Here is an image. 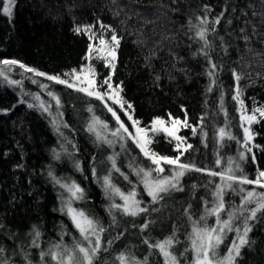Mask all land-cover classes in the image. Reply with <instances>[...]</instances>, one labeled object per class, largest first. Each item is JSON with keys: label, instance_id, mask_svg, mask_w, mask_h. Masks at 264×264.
<instances>
[{"label": "trees", "instance_id": "1", "mask_svg": "<svg viewBox=\"0 0 264 264\" xmlns=\"http://www.w3.org/2000/svg\"><path fill=\"white\" fill-rule=\"evenodd\" d=\"M3 2L0 0V61L16 60L60 76L90 62L96 79L103 80L110 69L95 55L90 61L84 59L90 41L86 35L75 34L73 28L94 25L97 35L103 32L104 38H109L111 33L104 32L99 24L110 25L122 38L112 81L114 85L123 82L122 95L133 105L131 114L141 122V127L150 125L156 117L167 119L169 113L183 120L182 109H186L188 123L197 128L196 135L191 128L179 130L187 143L193 145L185 154L186 161L219 172L226 167L229 157L238 159L244 151L237 143L242 141L243 131L238 117L240 106L232 100L236 84L232 70L243 77L239 83L248 112L264 107V0H115V3L113 0H17L11 22L2 13ZM205 18L207 24L203 27L208 29L210 46L204 51L218 66L217 84L211 92L207 90L210 78L206 74L210 65L201 52L203 41L197 36L200 20ZM218 18L219 24H214ZM0 73H3L0 75V248L5 250L0 259L8 264H27L24 259L27 255L32 264H56L50 257L41 261L40 252L61 243L62 232L67 233L63 244L71 246L80 241L87 245L69 217L60 211L61 198L67 201L70 193L53 183L47 174L51 169L57 178L74 181L84 190L83 199L72 200V207L96 218L106 229L94 264H120L117 260L120 253L140 264L145 260L147 264H164L159 251L150 249L144 240L154 243L173 234L177 242L171 251L179 264H191L192 222L188 215L198 220L205 212V201L211 206L219 177L189 172L181 180L183 192H172L152 204L135 174L136 168L152 165L130 139L121 141L111 136L117 124L104 104L82 92L26 73L18 65L0 63ZM4 76L19 81V85H9ZM49 92L59 97V106ZM21 99L25 103H20ZM28 103L36 106L29 108ZM41 103L51 106L48 112L39 107ZM117 111L131 132L129 121ZM93 116L108 125L107 129L96 127L102 137L113 141L111 146L97 141L87 130ZM201 117H204L203 132ZM53 118L63 137L50 122ZM222 127L236 139L225 138L221 144L218 129ZM251 131L252 144L260 147L253 148L255 164L250 158L240 162L249 178L257 174V167L264 170V119L253 123ZM174 143H168L160 134L154 137L151 148L174 157L177 155L173 151ZM62 145L71 156L64 153ZM54 149L61 153L58 160L54 158ZM109 156L115 157L119 172L112 169ZM218 156L222 161L219 168L215 163ZM74 161L80 162L82 171L77 170ZM109 172L112 183L121 191L135 187L138 198L144 201L142 206L149 208L148 213L131 217L113 209L116 217L113 223L107 209L111 203L122 201L118 196L114 200L107 198L102 185L103 177ZM243 187L264 192L254 185ZM242 195L238 191H226V212L239 207ZM153 208L158 211H151ZM226 212L222 213L225 218ZM237 217L234 226L242 232L244 216L237 213ZM145 222L149 226L141 231ZM207 223L213 225L215 217H208ZM248 223L249 243L241 249L237 264H264V212L257 213V219ZM33 225L41 233L39 248L30 246ZM230 233L222 248L231 243L227 241ZM235 237L236 234L231 238Z\"/></svg>", "mask_w": 264, "mask_h": 264}, {"label": "snow or ice", "instance_id": "2", "mask_svg": "<svg viewBox=\"0 0 264 264\" xmlns=\"http://www.w3.org/2000/svg\"><path fill=\"white\" fill-rule=\"evenodd\" d=\"M17 0H4L2 13L8 17L9 22L13 19V9ZM115 3V0H113ZM119 13H117L118 15ZM200 19V18H198ZM219 18L213 23L219 24ZM201 26L198 27L197 36L203 41L201 52L208 61L210 67L206 70V74L210 78V83L208 91L211 92L213 87L216 86L217 81L215 79L217 75L218 66L212 62L208 53L204 51L210 46V42L207 39L208 29L203 27L207 24V20H200ZM94 25H76L73 28V32L77 35H86L90 41L88 44L87 54L84 57L86 61L95 55L96 59L103 60L105 67L110 69L108 75H106L103 80L96 79V72L94 66L89 62L85 64L80 69H72L70 72H65L60 75H49L38 69L26 66L25 64L16 60H3L0 63L9 66H16L22 69L26 73H32L38 77H44L49 81H53L56 84L64 85L67 88L73 89L77 92H82L85 95L92 97L102 104L111 113L112 118L115 120L117 127L111 130V136L118 140L130 139L139 151L143 154L145 159L150 161L152 167L144 168L138 167L135 169V174L140 178L143 184V190L148 197L151 198V203H159L160 200L164 199L165 196L171 194L172 192H183L184 188L181 183L182 178L189 172L203 173L210 177H219V182L215 184L213 189V201L211 206H208V202L205 201V212L199 217L198 220H192L191 215H188L189 220L192 222V229L190 235V241L192 245V251L195 253V258L193 264H237V258L241 255V249L246 246L248 241V233L251 231L249 225V220H256L257 213L264 212V192H257L255 187L251 190L245 189L244 185H254L260 189H264V170L257 167L256 175L253 178H249L244 174V170L240 162L247 161L249 158L252 163H256V155L253 152V148L260 147L259 145L252 144L254 138V133L251 131V125L253 123H259L261 119H264V107H256L248 112L244 101L242 99L243 90L240 87V80L243 78L241 74H238L234 69L232 70V75L236 82L234 88V95H232V100L240 106L241 114L240 121L241 127L243 128V139L237 140V143L241 144L244 151H241L238 155V159H233L231 157L226 161V167L222 171H214L207 167H199L194 161L185 160V154L193 148V145L187 143V138L179 134L181 128H191L193 135L197 134L196 126L190 125L188 123L187 110L184 111V119L172 116L171 113L168 114L167 120L164 118L156 117L151 122L150 125L141 127V122L139 120L133 119L131 114L134 109L133 105L124 99L123 93V82L120 84H115L112 81V76L115 73L117 60V49L119 48L121 37H119L115 30L110 25H105L103 23L99 24L100 29L104 32L111 33L110 39L106 40L104 38L103 32L97 35L93 31ZM214 30V29H213ZM244 40L247 41L248 37L245 36ZM103 53V54H101ZM86 73V74H85ZM3 75V73H0ZM4 80L9 85H19V81L9 80L7 76L3 77ZM160 77L157 75L156 80L159 81ZM35 82V81H33ZM49 96L56 101V105H60L59 97L54 93L49 92ZM34 99L39 100V97H34ZM223 94L221 95L220 107L223 110ZM108 101H111V105H115L114 108ZM20 103H25L23 99L19 101ZM29 108H33L36 105L28 103ZM39 107L44 111L48 112L50 105L45 106L43 103ZM123 112L127 116L128 120L131 121L132 128L134 132H130L129 128L126 127L124 121L121 120L118 111ZM91 112L92 109L89 108ZM203 120L201 117V132H203ZM55 128L58 135L63 137V133L60 131V126L57 120L53 118L50 121ZM247 122V126H245ZM62 123V122H61ZM101 129H107L108 125L100 121L98 117L93 116L92 122L89 123L87 130L94 134L97 141L102 143L111 144L113 141L107 139V137H102L101 132L97 130L96 126ZM63 127H67L66 124ZM163 134L168 143H174L173 151L177 153L176 156L170 157L167 155H161L151 148L154 137L156 135ZM206 137L207 133H203ZM226 139L234 140V137L230 132H227L225 128L218 129V139L222 144ZM65 139H67L65 137ZM68 143H72L68 141ZM75 147V145H73ZM124 148L125 145L121 144ZM64 153L71 156L72 153L68 152V149L62 145ZM53 155L55 159H60L61 153L53 150ZM108 160L111 162V167L113 170L119 172L120 169L116 166L115 157L109 156ZM216 166L219 168L222 166L221 158L218 156L216 160ZM77 170L82 171L79 161H74ZM165 166H168L167 169ZM93 176H96V169H92ZM48 176L52 179L53 183L58 184L62 189L70 193V197L67 201L61 198L62 207L60 209L61 213L67 215L72 221L73 227L77 230L80 237L84 242L77 241L71 246L62 243L64 235L66 232H62L61 243L53 244L47 252H40V259L44 261L45 257H50L51 260L55 261L56 264H94V260L97 254L102 248V234L105 232L104 226L96 218L89 216L83 210L73 208L72 200L83 199L84 190L73 182H66L60 178H57L51 169L48 171ZM123 175V173H121ZM126 180L127 176L124 177ZM212 183V181H209ZM239 186L237 188L236 186ZM105 192L108 194L107 198L109 200H114V197L118 196L122 203H111L107 209L109 215L113 218V223L116 222V217L113 209L120 212L122 215L136 217L142 213H148L149 208L144 205V201L139 199V193L133 187L132 190L128 192H123L120 188L116 187L112 183L111 173L103 177V185ZM193 188L196 186L193 185ZM238 191L239 193H244L241 196V203L239 207L235 210L226 212V205L224 201V196L226 191ZM191 206L189 205V208ZM151 211H158V209H151ZM226 212V218L222 216V213ZM237 213L244 216L243 221V231L239 227L234 226V221L238 218ZM247 213V215H244ZM186 210V215H187ZM208 217H215V223L209 225L207 223ZM149 226V222H145L141 226V231H144ZM235 232L236 238L231 241L230 245L227 247L226 254L220 255L218 249L222 244H224L225 238L228 233ZM30 235L33 236L31 241V247L39 248V240L41 233L37 226L33 225L32 232ZM175 235H171L163 240H158L154 243H150L149 240L145 239L144 243L148 245L150 249L158 250L159 253L164 257V264H179L176 255L171 251L174 243H176ZM109 244L112 241H108ZM4 249L0 248V257L3 256ZM24 259L27 264H32L31 260L25 255ZM117 260L120 264H140L139 261L130 259L124 253H120L117 256ZM0 264H8L7 260L0 259ZM147 264V261H144Z\"/></svg>", "mask_w": 264, "mask_h": 264}, {"label": "rangeland", "instance_id": "3", "mask_svg": "<svg viewBox=\"0 0 264 264\" xmlns=\"http://www.w3.org/2000/svg\"><path fill=\"white\" fill-rule=\"evenodd\" d=\"M106 40H109L110 39V37L109 38H105ZM101 54H103V53H101ZM86 74V73H85ZM108 103H110L111 104V101H108ZM238 117H239V122H240V124H241V121H240V114H241V110H240V108H239V110H238ZM122 114H123V112H122ZM110 115H111V113H110ZM124 115V114H123ZM125 116V115H124ZM126 117V119L128 120V118H127V116H125ZM165 120H167V119H165ZM129 121V120H128ZM129 123H130V127H131V132H134L135 130L132 128V125H131V121H129ZM245 126H247V122H245ZM242 131H243V128H242ZM244 134V133H243ZM141 155H143L142 153H141ZM149 163H150V161H149ZM139 178V177H138ZM139 181H140V178H139ZM141 182V181H140ZM142 184V183H141ZM143 185V184H142ZM240 220V218L238 219V221ZM230 235V237H229V239H227V241L229 242L230 240L232 241V240H234L235 238H231L232 237V235L233 236H235V232L234 233H230L229 234ZM230 241V242H231ZM87 243V242H86ZM230 245V244H229ZM226 251H227V247L226 248H222V246L218 249V252H219V254L222 256V255H224V254H226ZM192 256H191V264H193V261H194V258H195V253L192 251ZM162 258H163V260H164V257L162 256Z\"/></svg>", "mask_w": 264, "mask_h": 264}]
</instances>
